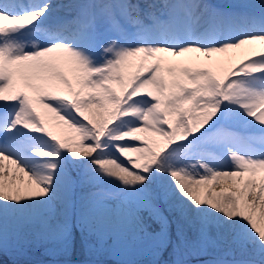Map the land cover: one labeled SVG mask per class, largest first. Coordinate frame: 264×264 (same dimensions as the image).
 <instances>
[{
    "label": "snow or ice",
    "instance_id": "snow-or-ice-1",
    "mask_svg": "<svg viewBox=\"0 0 264 264\" xmlns=\"http://www.w3.org/2000/svg\"><path fill=\"white\" fill-rule=\"evenodd\" d=\"M92 237L264 264V0H0V264Z\"/></svg>",
    "mask_w": 264,
    "mask_h": 264
},
{
    "label": "rangeland",
    "instance_id": "rangeland-1",
    "mask_svg": "<svg viewBox=\"0 0 264 264\" xmlns=\"http://www.w3.org/2000/svg\"><path fill=\"white\" fill-rule=\"evenodd\" d=\"M162 207H164L162 205ZM165 215H168L171 219V214L167 212V209H164ZM175 223L172 224L173 231L175 230ZM191 233V229H189ZM90 243L101 247L103 251L96 253L94 255H87L86 253L80 251L79 249L68 256H58L52 257L45 254L44 245L37 244L29 249L28 255L21 258L26 261H33L41 258H61L65 257L67 259H96L103 261L106 264H120V262H125V264H154V261H160L163 264L164 261L169 260L170 256L167 252L163 255H154L152 250L147 246L134 244L130 240L118 241L115 237H105L102 241L98 242L95 237L90 238ZM199 259H209V256H189L188 260ZM8 259V257H5Z\"/></svg>",
    "mask_w": 264,
    "mask_h": 264
},
{
    "label": "bare ground",
    "instance_id": "bare-ground-1",
    "mask_svg": "<svg viewBox=\"0 0 264 264\" xmlns=\"http://www.w3.org/2000/svg\"><path fill=\"white\" fill-rule=\"evenodd\" d=\"M224 1V0H222ZM66 2V1H65ZM54 3V2H53ZM55 4V3H54ZM202 261V260H201ZM47 264V263H46ZM189 264H199V261H196V262H190Z\"/></svg>",
    "mask_w": 264,
    "mask_h": 264
}]
</instances>
